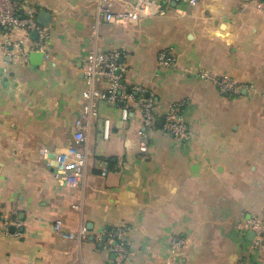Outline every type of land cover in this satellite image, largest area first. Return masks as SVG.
Here are the masks:
<instances>
[{"label":"crops","instance_id":"obj_1","mask_svg":"<svg viewBox=\"0 0 264 264\" xmlns=\"http://www.w3.org/2000/svg\"><path fill=\"white\" fill-rule=\"evenodd\" d=\"M17 1L38 22L49 16L39 24L49 37L45 53L24 61L2 49L0 29V209L12 223L8 235L0 224V264H264V246L254 249L243 228L264 210V1L178 0L138 24L106 22L88 0ZM124 1L112 0L113 9ZM163 49L176 56L174 68L158 67ZM112 50L124 82L145 86L161 115L183 103L188 137L165 134L163 116L150 131L137 110L124 122L119 106L101 99L77 145L88 155L83 178L69 187L50 156L76 145L86 57ZM202 71L230 76L240 94L221 95ZM55 220L78 238L53 232ZM119 227L131 250L123 263L103 241Z\"/></svg>","mask_w":264,"mask_h":264},{"label":"built area","instance_id":"obj_2","mask_svg":"<svg viewBox=\"0 0 264 264\" xmlns=\"http://www.w3.org/2000/svg\"><path fill=\"white\" fill-rule=\"evenodd\" d=\"M96 5L97 12L103 20L117 24H138L145 18L162 15L166 6L178 0H126L121 9H113L112 0H88ZM264 1V0H263ZM20 3L17 0H0V29L4 30L8 40L3 44L2 49L11 52H18L24 61L34 51L46 52V42L49 33L46 28L41 27L33 12H20ZM24 34L27 38V45H21L15 33ZM36 32L37 38L30 41L29 35ZM12 38H14L13 41ZM120 53L118 51H94L90 53L84 62L83 77L86 84L84 92V103L82 116L73 123V140L76 145L65 146L54 160L56 167L54 175L57 180L69 187H74L83 178L88 155L77 147L86 139L88 123L95 116L96 103L99 100H106L116 104L120 108L121 120L126 122L129 119L131 110H137L141 114L142 124L148 130H152L160 116H163V132L174 141H180L188 137V130L181 113L182 102L172 104L161 115L156 102L145 86L127 85L124 82V68L118 63ZM157 65L163 69L174 68L177 65V58L171 49H163L158 53ZM201 80L211 82L218 92L224 96H235L240 94L243 85L228 75H214L206 71L199 72ZM104 82L103 90L97 87V82ZM110 134V121L105 119L102 127V137L107 140ZM139 153L143 156L147 153V135L140 133ZM47 159L49 153L42 152ZM106 171L102 172L105 175ZM0 224L3 232L8 235L11 221L4 217L0 209ZM52 231L68 240H76L78 236L72 232H64L59 220L51 225ZM243 228L254 233L252 246L258 249L264 246V210L261 214L253 217ZM86 229H80V235ZM105 248L113 254L120 262H126L131 256L129 242L125 230L121 227L108 231L105 234ZM173 247H181L183 241L180 238H173Z\"/></svg>","mask_w":264,"mask_h":264},{"label":"water","instance_id":"obj_3","mask_svg":"<svg viewBox=\"0 0 264 264\" xmlns=\"http://www.w3.org/2000/svg\"><path fill=\"white\" fill-rule=\"evenodd\" d=\"M48 17L49 16L46 13H43V12L39 13L38 18H42V21L43 22L42 21H39V22L37 21V23L40 24V25H46L47 22H45V20H48ZM29 36H30V38H33V39H36L37 38L36 32L31 33ZM162 121H163V118H160L159 119V122H162ZM50 158L53 159L54 156L51 155ZM52 164H53V167H56L57 166L55 162H53ZM105 239L106 238L104 236L103 237V241H105Z\"/></svg>","mask_w":264,"mask_h":264},{"label":"trees","instance_id":"obj_4","mask_svg":"<svg viewBox=\"0 0 264 264\" xmlns=\"http://www.w3.org/2000/svg\"><path fill=\"white\" fill-rule=\"evenodd\" d=\"M111 165V164H110Z\"/></svg>","mask_w":264,"mask_h":264}]
</instances>
